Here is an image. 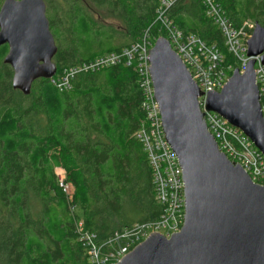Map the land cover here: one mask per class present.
I'll list each match as a JSON object with an SVG mask.
<instances>
[{"label":"trees","instance_id":"trees-1","mask_svg":"<svg viewBox=\"0 0 264 264\" xmlns=\"http://www.w3.org/2000/svg\"><path fill=\"white\" fill-rule=\"evenodd\" d=\"M237 27L264 26V0H217ZM58 45L57 74L164 35L159 0H48ZM168 17L238 67L201 0H177ZM252 21V22H253ZM63 38V39H62ZM0 47V264H82L84 231L104 244L123 228L160 218L153 175L137 132L148 122L136 62L81 71L60 90L50 78L13 88ZM232 72H229L231 75ZM55 168L74 187L68 195ZM78 208L82 214L76 211Z\"/></svg>","mask_w":264,"mask_h":264},{"label":"water","instance_id":"water-1","mask_svg":"<svg viewBox=\"0 0 264 264\" xmlns=\"http://www.w3.org/2000/svg\"><path fill=\"white\" fill-rule=\"evenodd\" d=\"M5 44L13 88L27 95L35 80L56 74L58 45L44 0H4L0 47ZM247 54L246 70L236 67L221 90L207 93L205 108L241 129L264 155L254 69L255 56L264 64V26L258 22ZM149 61L163 130L183 169L185 218L179 232L169 238L152 232L117 264H264V184L219 149L199 102L204 94L166 37L156 39Z\"/></svg>","mask_w":264,"mask_h":264},{"label":"built area","instance_id":"built-area-1","mask_svg":"<svg viewBox=\"0 0 264 264\" xmlns=\"http://www.w3.org/2000/svg\"><path fill=\"white\" fill-rule=\"evenodd\" d=\"M177 0H159L157 19L161 22L164 37L179 54L188 67L193 79L203 94L199 97L208 130L215 137L219 149L234 163L240 164L253 182L264 184V155L252 140L239 128L233 126L217 112L205 108L206 95L219 91L235 69L223 67L224 55L215 45H209L194 33H187L168 17L169 8ZM205 15L221 30L228 51L238 62V68L244 72L252 57L248 56V41L252 37L255 24L247 20L237 27L217 0H201ZM156 40L145 36L131 47L121 52H111L98 57L90 63L63 70L50 79L60 90L72 87L73 77L81 71H98L102 68L124 63L136 67L142 76L143 108L148 122L137 132L150 165L156 200L163 207V213L157 220L148 223H136L132 227L117 231L104 244L98 243L97 235L84 231L83 221L79 223L80 240L87 252V264H117L126 254L143 242L152 232L171 237L179 232L185 218V192L183 169L177 154L166 139L159 105L155 99L154 86L150 74V49ZM256 83L259 87L260 101L264 112V64L260 56H255ZM60 185L68 194H72V185L59 178Z\"/></svg>","mask_w":264,"mask_h":264},{"label":"rangeland","instance_id":"rangeland-1","mask_svg":"<svg viewBox=\"0 0 264 264\" xmlns=\"http://www.w3.org/2000/svg\"><path fill=\"white\" fill-rule=\"evenodd\" d=\"M44 1H45V3H46V14H47V17H48V19H51V18L53 17V13H52V11H51V8H49V6H48V4H47V3H49V2H48V0H44ZM3 3H4V0H0V8H1V6H2ZM249 20H250V19H249ZM250 21H253V19L250 20ZM253 22H254V21H253ZM50 29H51L52 33L54 34V37H55V40H56V44H57V45H61V44H63V42H62V40H61V36H59V34H57V35L55 36V32H56V31H55L54 29H52L51 25H50ZM56 33H57V32H56ZM62 39H63V38H62ZM55 174L57 175L58 178H62V179H64V180L67 179L66 173H65V171H64L62 168H55ZM71 189H72V193H73V191H74V187L72 186ZM76 211H77L79 214H82L81 211H80L78 208H76Z\"/></svg>","mask_w":264,"mask_h":264},{"label":"crops","instance_id":"crops-1","mask_svg":"<svg viewBox=\"0 0 264 264\" xmlns=\"http://www.w3.org/2000/svg\"><path fill=\"white\" fill-rule=\"evenodd\" d=\"M81 260H82V264L86 263L84 256L81 257Z\"/></svg>","mask_w":264,"mask_h":264}]
</instances>
